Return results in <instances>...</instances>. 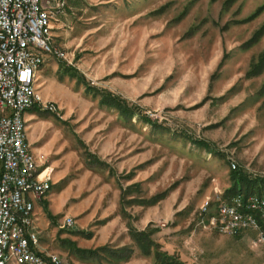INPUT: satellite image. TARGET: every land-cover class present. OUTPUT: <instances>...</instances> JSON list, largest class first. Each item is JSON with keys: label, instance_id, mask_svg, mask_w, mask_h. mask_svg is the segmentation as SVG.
<instances>
[{"label": "rangeland", "instance_id": "rangeland-1", "mask_svg": "<svg viewBox=\"0 0 264 264\" xmlns=\"http://www.w3.org/2000/svg\"><path fill=\"white\" fill-rule=\"evenodd\" d=\"M263 27L264 0H65L53 11L51 43L66 58L46 55L36 86L58 111L26 114L31 148L54 169L36 208L44 251L61 264H206L213 240L241 236L205 225L230 198L232 171L264 179V72L250 75ZM93 89L135 114L102 106ZM136 186L127 201L162 199L121 206V187ZM131 249L128 261L108 255Z\"/></svg>", "mask_w": 264, "mask_h": 264}, {"label": "built area", "instance_id": "built-area-1", "mask_svg": "<svg viewBox=\"0 0 264 264\" xmlns=\"http://www.w3.org/2000/svg\"><path fill=\"white\" fill-rule=\"evenodd\" d=\"M65 0H0V264H61L41 248L36 205L52 187L54 169L35 154L25 115L34 108L57 113L38 90L37 73L45 56L66 58L52 41L53 11ZM236 168V166H233ZM206 201L201 215L208 217ZM205 228L221 235L254 232L264 246V194L239 193L222 200ZM64 226L73 227L66 219Z\"/></svg>", "mask_w": 264, "mask_h": 264}, {"label": "trees", "instance_id": "trees-1", "mask_svg": "<svg viewBox=\"0 0 264 264\" xmlns=\"http://www.w3.org/2000/svg\"><path fill=\"white\" fill-rule=\"evenodd\" d=\"M263 33H264V27L258 33L255 34V37L251 39L250 43L257 42V40H259L263 36ZM255 61L253 60L252 62L250 75L252 74L253 76H258L264 72V52H262L259 55L258 63H255ZM65 75H68L70 78L76 79L78 81H82L84 83V81L81 80L80 75H76L75 73H72L71 71L67 72V74ZM93 92H94V95H97L100 98V103L102 104V106H106L108 108H115L118 110V112H121L128 117L135 114V111H132L133 109L128 104V102L124 101L120 97L114 96L107 91H99L96 93L93 89ZM32 110L36 112L39 109L34 108ZM98 164L103 165V163H99V162ZM230 178H231L232 184H231L230 189H228L225 198L227 197L231 198L234 195L239 194V193L259 194V195L264 194V179H256V178L254 179L252 177H249L248 175H245V174H242L241 172H236V171H232ZM134 188H137V186L128 187V188L121 187V191H122L121 206L125 204V202L128 206H132L137 203L144 205V206L154 205L162 199L163 194L160 195L159 197H153L151 199H148L147 201H144L146 199L137 200L134 198L129 199L127 201L128 192L133 190ZM131 236L133 240L136 242L139 249L143 252V254H145L146 256L151 254L150 242L147 241L145 233L132 230ZM105 250L107 251L106 246L101 247L98 251L100 253L107 255ZM78 253L80 254L81 257L89 256L91 258L92 257L97 258V256H99L98 252H95V251L79 249ZM126 253H124V251H120V252H113L111 253V255L110 254L108 255L112 258H115V260H117L116 262L124 261V260L128 261L131 258L132 254L134 253V250L131 249L128 254ZM123 254H126V255L124 256ZM155 254H156L155 256H158L159 253L158 254L155 253ZM167 258H170L169 255L165 256L164 260H162V263L160 264H174L173 261H169L171 259H167ZM158 260L159 262L161 261L160 255L158 257Z\"/></svg>", "mask_w": 264, "mask_h": 264}, {"label": "crops", "instance_id": "crops-1", "mask_svg": "<svg viewBox=\"0 0 264 264\" xmlns=\"http://www.w3.org/2000/svg\"><path fill=\"white\" fill-rule=\"evenodd\" d=\"M33 117L25 115L27 122L34 121ZM32 150L35 152L36 148ZM36 214L39 216L37 211ZM242 234L233 239L213 240L206 264H264V246L256 248L252 244L256 234L250 231ZM190 248H193L192 254L200 255L197 247Z\"/></svg>", "mask_w": 264, "mask_h": 264}]
</instances>
